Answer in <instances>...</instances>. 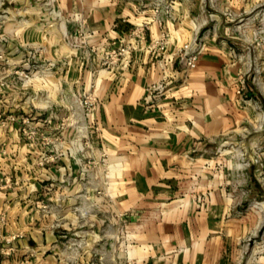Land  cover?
<instances>
[{"label": "crops", "instance_id": "1", "mask_svg": "<svg viewBox=\"0 0 264 264\" xmlns=\"http://www.w3.org/2000/svg\"><path fill=\"white\" fill-rule=\"evenodd\" d=\"M35 1H20L28 10L22 15L32 7L38 21L52 20L34 10ZM53 4L60 17L84 19L98 45L116 38L112 25L119 18H126L131 28L148 23L146 40L132 41L130 55L99 82L98 118L117 167L113 208L123 212L112 223L125 230L128 263L264 264V196L232 198L228 189L248 180L264 189V177L256 174L261 169H250L244 179L231 158V147H241L245 139L248 154L263 142L258 125L263 113L260 106L237 98V70L214 39L204 37L193 47L196 67L188 68L179 51L199 32L197 27L147 18L149 13L137 12L133 0ZM32 33L45 51H68L57 30L34 28ZM164 33L161 45L158 39ZM153 85L161 88L149 97L147 89ZM30 91L37 93L34 104L45 111L39 94L47 89L36 82L27 90L8 89L0 97V112L30 115ZM50 171L47 164L38 165L32 145L20 137L16 125L0 124V264H87L91 250L77 243L85 234L78 231L66 241L69 229L82 227L81 222L53 226L42 210L47 209L41 200Z\"/></svg>", "mask_w": 264, "mask_h": 264}, {"label": "rangeland", "instance_id": "2", "mask_svg": "<svg viewBox=\"0 0 264 264\" xmlns=\"http://www.w3.org/2000/svg\"><path fill=\"white\" fill-rule=\"evenodd\" d=\"M20 1L0 0V97L8 89L27 90L39 82L47 89L39 94L47 106L45 111L40 110L34 104L37 93L30 91L27 94L30 115L20 114L18 120L15 115L0 112V124L12 128L16 125L20 137L32 145L38 165L50 167V180L45 185L47 195L41 200L46 203L41 207L47 206V209L42 210L47 211L53 226L68 220L81 222L82 227L69 229L66 241L78 231L85 234L77 243L91 250L87 264H129L125 256V230L112 223L123 212L113 208L117 204L118 181L114 176L117 167L104 144L103 127L98 118L102 105L99 82L104 79V73H115L119 62L130 55L132 41L146 40L148 23L131 28L126 18H119L112 25L116 38H108L103 45H98L97 36L87 29L84 19L60 17L53 4L55 0L30 3L35 11L52 16L50 21H38L32 7L23 16L27 8L22 9ZM133 2L137 12L149 13L147 18L198 28L190 43L181 46L179 54L185 59L195 53L191 50L198 48L204 37L213 38L224 52L226 62L234 72L237 70V98L261 107L263 118L258 125L264 133V0ZM34 28L45 33L57 30L61 45L68 51L52 53L36 45L32 38ZM165 40L164 33L158 41L161 44ZM247 142L245 139L241 147L231 145L234 148L232 164L241 168L244 179L250 169H261L256 173L261 179L264 177V140L249 154L245 149ZM62 160V165H58ZM228 189L232 198L264 196V189L252 186L250 180ZM90 220H98L100 225H89ZM263 230L264 225L261 233Z\"/></svg>", "mask_w": 264, "mask_h": 264}, {"label": "built area", "instance_id": "3", "mask_svg": "<svg viewBox=\"0 0 264 264\" xmlns=\"http://www.w3.org/2000/svg\"><path fill=\"white\" fill-rule=\"evenodd\" d=\"M195 61H196V55L195 54H189L187 56V59H186V66L188 68H194L196 65H195ZM161 88L160 85H153L151 87H149L147 89V94L148 96H153V93L154 92H157L159 89Z\"/></svg>", "mask_w": 264, "mask_h": 264}]
</instances>
